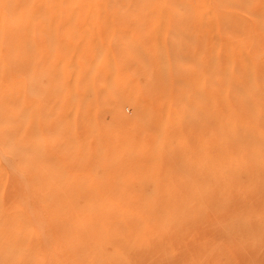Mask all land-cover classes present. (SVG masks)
Masks as SVG:
<instances>
[{"label": "bare ground", "instance_id": "obj_1", "mask_svg": "<svg viewBox=\"0 0 264 264\" xmlns=\"http://www.w3.org/2000/svg\"><path fill=\"white\" fill-rule=\"evenodd\" d=\"M184 262L264 264V0H0V264Z\"/></svg>", "mask_w": 264, "mask_h": 264}, {"label": "rangeland", "instance_id": "obj_2", "mask_svg": "<svg viewBox=\"0 0 264 264\" xmlns=\"http://www.w3.org/2000/svg\"><path fill=\"white\" fill-rule=\"evenodd\" d=\"M193 235H191V239H192V241H196V239H197V230L196 229H193ZM183 235L184 234H181V236H177V238L178 237H183ZM181 246V250H184V244H182V245H180ZM193 247H194V249L190 252V253H188V255L184 252V251H181V252H178V254L177 255H179L178 256V258L179 259H181V258H183V257H186V259H188L187 261H191L192 262V259H194L195 258V256H196V244H193ZM181 253V254H180ZM179 261H176V263H178ZM186 262H184V264H185Z\"/></svg>", "mask_w": 264, "mask_h": 264}]
</instances>
